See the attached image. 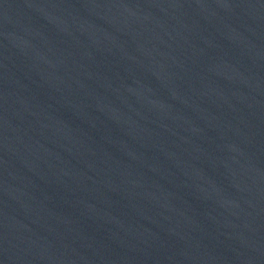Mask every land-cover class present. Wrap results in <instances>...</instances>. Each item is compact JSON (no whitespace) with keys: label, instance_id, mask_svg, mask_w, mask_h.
Returning <instances> with one entry per match:
<instances>
[{"label":"water","instance_id":"95a60500","mask_svg":"<svg viewBox=\"0 0 264 264\" xmlns=\"http://www.w3.org/2000/svg\"><path fill=\"white\" fill-rule=\"evenodd\" d=\"M0 264H264V0H0Z\"/></svg>","mask_w":264,"mask_h":264}]
</instances>
